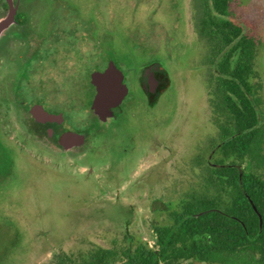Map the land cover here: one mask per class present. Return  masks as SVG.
Segmentation results:
<instances>
[{"label": "rangeland", "instance_id": "obj_1", "mask_svg": "<svg viewBox=\"0 0 264 264\" xmlns=\"http://www.w3.org/2000/svg\"><path fill=\"white\" fill-rule=\"evenodd\" d=\"M69 2L62 28L75 23L80 37L68 36L56 54L43 56L45 77L84 100L68 116L71 122L89 120L83 129L88 142L73 155L9 154V167L0 174V264H61L95 247H120L126 235L151 248L153 224H164L177 202L215 193L204 178L210 153L215 151L212 163L219 158L207 90L214 68L196 33L195 0ZM94 2L99 9L91 7ZM229 14L251 26L259 41L254 83L262 85L264 125V0H230ZM83 19L96 35L91 42L82 38ZM107 60L125 74L129 94L117 117L100 123L88 111L89 77ZM151 63H159L169 79L152 107L139 86L140 71ZM39 74L27 77L32 84L45 80ZM259 172L264 175V168Z\"/></svg>", "mask_w": 264, "mask_h": 264}, {"label": "trees", "instance_id": "obj_2", "mask_svg": "<svg viewBox=\"0 0 264 264\" xmlns=\"http://www.w3.org/2000/svg\"><path fill=\"white\" fill-rule=\"evenodd\" d=\"M229 5L230 0L194 3L196 33L214 68L207 90L219 158L215 166L204 167V178L207 191L212 187L215 193L177 202L166 212V222L153 226L151 248L126 235L120 247H95L61 264H179L187 259L264 264L263 100L261 82L254 83L259 41L251 26L230 18ZM249 200L261 214V228Z\"/></svg>", "mask_w": 264, "mask_h": 264}, {"label": "flooded vegetation", "instance_id": "obj_3", "mask_svg": "<svg viewBox=\"0 0 264 264\" xmlns=\"http://www.w3.org/2000/svg\"><path fill=\"white\" fill-rule=\"evenodd\" d=\"M70 3L69 0H0L2 25L0 31V174H4L9 167L11 161L9 154L33 152L59 156L73 155L83 151L88 142L87 133L83 129L85 130L89 120L80 119L77 122H71L68 116L69 111L79 108L78 105H81L84 100L70 95L65 87L58 86L60 83L49 82L50 79L45 77L49 71L45 68L43 56L51 54L50 58L52 53L56 54L61 42L68 40V36L79 40V29L75 23H72L70 30L62 28L63 22L67 20L65 14L68 12ZM96 4L98 3L94 2L91 6L95 10L99 9ZM58 13L61 17H58ZM83 22L85 27L82 25V38L85 37L87 42H91L96 35L91 33L90 23L84 19ZM84 28H88L85 33ZM68 30L69 33H67ZM110 62L123 75L122 83L128 89L127 97L129 87L125 82V74L114 60H107L103 66L93 70L103 72ZM151 64H147L145 68ZM160 68L163 69L162 66ZM143 70L140 71L139 76ZM37 73H40V78L45 80L36 81L34 78L32 84L27 76L35 74L36 77ZM154 75L158 82L156 88L152 89V85L146 82L139 84L141 88H145L143 92L151 107L157 104L168 87V83L166 86L165 79L160 73H154ZM89 85L93 92L88 107L91 117L100 123L115 119L116 111L126 97L120 106L112 110L111 117L101 121L90 109L95 88L90 82ZM24 87L30 90L29 95L21 92ZM158 94L159 97H157ZM78 136H82L83 140L78 139ZM94 136L99 138V133ZM214 152L207 158V164L210 166H215L211 162ZM120 175L121 172L118 178L117 176L116 179L113 178L117 181L113 183L114 186L118 185ZM185 261L219 264L194 259L182 260L179 264Z\"/></svg>", "mask_w": 264, "mask_h": 264}, {"label": "water", "instance_id": "obj_4", "mask_svg": "<svg viewBox=\"0 0 264 264\" xmlns=\"http://www.w3.org/2000/svg\"><path fill=\"white\" fill-rule=\"evenodd\" d=\"M1 28L2 25L0 23V31L2 30ZM160 67L161 65L159 63H154L144 68L139 79L140 85L146 82L152 85V89L156 88L158 82L155 80L154 73H160L164 79L168 78L167 72ZM122 82L123 75L112 62L109 63L108 67L103 72L94 71L90 74V84L95 88V96L91 102L90 109L101 121H105L106 118L111 117L113 115L112 110L120 106L123 99L126 97L128 89ZM142 89L145 92V88L142 87ZM157 97H159V94ZM78 139L82 141L83 137L78 136ZM238 171L240 180L242 172L240 169H238ZM249 202L259 218V227L261 228V215L252 201L249 200ZM242 226L244 227L243 224Z\"/></svg>", "mask_w": 264, "mask_h": 264}]
</instances>
